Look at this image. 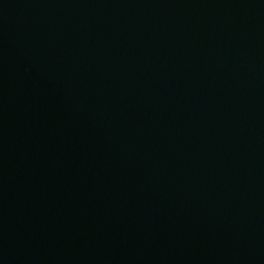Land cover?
Returning a JSON list of instances; mask_svg holds the SVG:
<instances>
[{"label": "water", "instance_id": "obj_1", "mask_svg": "<svg viewBox=\"0 0 264 264\" xmlns=\"http://www.w3.org/2000/svg\"><path fill=\"white\" fill-rule=\"evenodd\" d=\"M0 264H264V0H0Z\"/></svg>", "mask_w": 264, "mask_h": 264}]
</instances>
